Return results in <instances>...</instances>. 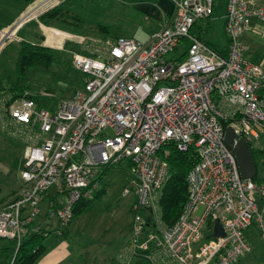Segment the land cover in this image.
Returning a JSON list of instances; mask_svg holds the SVG:
<instances>
[{
	"label": "built area",
	"instance_id": "obj_1",
	"mask_svg": "<svg viewBox=\"0 0 264 264\" xmlns=\"http://www.w3.org/2000/svg\"><path fill=\"white\" fill-rule=\"evenodd\" d=\"M67 1L32 4L0 32V53L21 42L19 32L32 17ZM172 4V20L146 43L79 39L84 53L75 55L74 65L86 80L71 100L46 108L28 91L12 102L0 100V130L28 143L23 184L0 205V239L18 249L40 229L31 227L44 212L45 219L67 226L77 204L99 192L102 173L128 162L137 181L126 194L139 202L132 240L118 257L123 263L237 264L251 252V229L264 244V203L258 201L264 184L242 178L225 141L231 127L234 146L244 139L264 152V68L245 60L243 41L253 20L264 24V6L228 0L224 55L193 32L213 17L215 0ZM174 52L178 57L167 60ZM168 144L182 152L194 147L199 157L187 176L188 203L171 228L162 224L160 207L168 176L160 151ZM217 220L224 236L215 235Z\"/></svg>",
	"mask_w": 264,
	"mask_h": 264
},
{
	"label": "rangeland",
	"instance_id": "obj_2",
	"mask_svg": "<svg viewBox=\"0 0 264 264\" xmlns=\"http://www.w3.org/2000/svg\"><path fill=\"white\" fill-rule=\"evenodd\" d=\"M134 1L69 0L59 6L63 15L49 24L44 23L41 17L57 7H48L42 15L30 19L21 33V38L25 40L21 41L43 42L45 38L42 37L48 36L49 46L55 56L49 64L40 63L30 67L22 79L23 85L40 106L50 108L60 101H69L76 92L83 90L86 75L74 65L75 55L84 53L79 39L109 41L127 38L140 43L148 41L150 33L154 32L152 28L156 20L138 10L136 4L139 2ZM157 1L150 3L156 4ZM227 3L228 0H215L212 27L205 36L214 45L227 44L224 31ZM23 8V4L14 0H0V32L11 28L20 20L25 13L20 15ZM7 21L13 22L4 28ZM54 29L57 30L53 31ZM20 49V42H14L0 53V93L17 84L21 77L17 73ZM177 57L178 53L174 52L167 55L166 59L173 60ZM248 57L261 65L264 58V37L257 40ZM27 144L22 138L0 130V188L4 196L23 184L21 168L27 155ZM258 177L264 184L262 164H259ZM136 181L137 176L131 172L129 163L124 162L102 173L99 190L102 194L69 225H61L56 218L45 219L44 212L35 225L52 233L45 242L47 256L66 258L63 264H123L118 257L132 240L133 208L139 202L133 192L127 195L126 191ZM50 192L55 196V189ZM47 197L42 205L44 211L50 196ZM258 201L263 203L264 195L258 196ZM247 235L251 252L237 264H264L262 240L256 235L255 229L249 230ZM6 246H11L10 241L0 239V248Z\"/></svg>",
	"mask_w": 264,
	"mask_h": 264
},
{
	"label": "trees",
	"instance_id": "obj_3",
	"mask_svg": "<svg viewBox=\"0 0 264 264\" xmlns=\"http://www.w3.org/2000/svg\"><path fill=\"white\" fill-rule=\"evenodd\" d=\"M14 1L32 4L37 0ZM62 15L63 10L61 9V7H57L42 16L41 20L44 23L49 24ZM212 18L213 17H211L207 21L205 25L206 28L204 30L202 25H197L196 28L198 30L194 28L193 32L196 33L197 31L196 34L200 37V39L211 46L215 51L226 55L230 42L227 36V44L225 47L214 45L213 43H210L205 39L206 34H209V30L211 29L210 27ZM20 48L21 49L18 57L17 73L21 75V77L18 83L11 86L10 89L1 91L0 100L4 98L7 99L8 102H12L18 97H21L25 92L29 90L22 83V79L24 78L27 70L30 67L40 63L49 64L55 59L51 48L45 46L43 42L30 43L21 41ZM251 151L257 167V176L253 180L255 183H257V185L260 186L263 183L258 177L259 164H262L264 167V152L254 149L252 144ZM160 157L168 165V176L165 181L162 196L160 199L161 222L165 227L171 228L176 224L183 212L184 207L188 203L190 190L187 183V176L198 163L199 157L196 148L194 147L190 148L187 152H182L179 151L174 145L169 144L161 149ZM100 194H102V191H99L92 200H84L77 204V206L74 208L73 220L75 217L87 210L91 206L93 201L100 196ZM51 234V232L44 230V228H40L37 232L29 233L18 249L16 248V243L13 242V247L9 249L11 252V256L9 257L10 259L8 264H36L39 259L46 253L45 241L48 239V237H50ZM63 234L64 233H61V235ZM146 262L148 261L142 258L141 260H134L131 263L123 264H146ZM148 264L150 263L148 262Z\"/></svg>",
	"mask_w": 264,
	"mask_h": 264
},
{
	"label": "crops",
	"instance_id": "obj_4",
	"mask_svg": "<svg viewBox=\"0 0 264 264\" xmlns=\"http://www.w3.org/2000/svg\"><path fill=\"white\" fill-rule=\"evenodd\" d=\"M134 2H139L136 4V7H138V10L144 12L148 17H151V18L156 20V24L152 28L154 32L150 33V37L153 34L157 33L158 30L160 31L162 28H164L167 25V23H169L173 18L174 6L172 4V0H158L157 1L158 3H156V4L150 3V2H153V0H135ZM17 3H21L24 5V8L21 10L20 15L23 14L24 12H27L30 9V7L32 6V4H26V3H22V2H17ZM259 4H260V6H264V0H259ZM11 22H13V21H7L4 25V28L9 27ZM225 22H226V17H225ZM25 27L19 32L20 38H21V33L23 32ZM42 27L49 29V27H45L43 25H42ZM211 27H212V25H211ZM224 28H225V23H224ZM56 30L57 29H54L53 31H56ZM210 30H209V32H210ZM196 33H197V31H196ZM261 34H264V24L257 21V20H253L251 22L250 28L245 32V34L243 36V41L246 43V45L249 48V51L245 54L244 58L249 63L256 64L253 62L252 59H250L248 57V54H250L251 49H254V44L257 42V40L264 37V35H261ZM43 38H45L43 41V44L45 46L51 48L49 46V44H50L49 43V37L46 36ZM21 39H23V38H21ZM23 40H25V39H23ZM34 43H38V42H34ZM225 46L226 45H223L220 47H225ZM261 62H262L261 65L260 64H256V65L262 66L264 68V58H263V61H261ZM22 168H23V165H22ZM21 185L22 184H20V187H21ZM20 187L16 190H12L6 196H4V192L0 188V205L5 204L20 189ZM35 227L42 228L40 225H35V224L31 228H35ZM256 235L258 236L257 231H256ZM247 239H248V235H247ZM10 243H11V246H6V247L0 248V264H8V262H9V259H10L9 257L11 256V252L9 249H11L13 247V242L10 241ZM46 251H47V248H46ZM64 259H66V258H63L61 256H53V255L47 256V252H46V254H44L36 264H63L65 262Z\"/></svg>",
	"mask_w": 264,
	"mask_h": 264
},
{
	"label": "water",
	"instance_id": "obj_5",
	"mask_svg": "<svg viewBox=\"0 0 264 264\" xmlns=\"http://www.w3.org/2000/svg\"><path fill=\"white\" fill-rule=\"evenodd\" d=\"M236 137L233 128L228 127L226 130L225 141L235 154L241 176L245 180H253L257 176V167L252 155L250 144L242 139L234 146ZM215 235L216 237L225 235L219 220L216 221Z\"/></svg>",
	"mask_w": 264,
	"mask_h": 264
}]
</instances>
